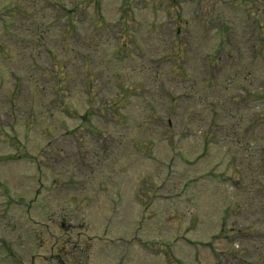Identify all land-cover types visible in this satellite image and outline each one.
Listing matches in <instances>:
<instances>
[{"label":"rangeland","instance_id":"1","mask_svg":"<svg viewBox=\"0 0 264 264\" xmlns=\"http://www.w3.org/2000/svg\"><path fill=\"white\" fill-rule=\"evenodd\" d=\"M180 1L184 2V0ZM45 2L46 0L12 1V5L16 6L17 10L19 7L20 9L25 7L23 12H26L27 16L12 19L8 29H5L3 24L0 23V43L4 45L7 51V54H4L3 51L2 54L0 51V72L2 75L4 57L6 63L9 62L13 67H32L29 59L31 53L37 49L33 42L36 35L39 36L37 24L40 23L42 25L46 22L51 24L52 20L55 19L54 15L48 13ZM74 2L75 0H64V3L69 7ZM168 2L169 0L165 1L164 5L167 6ZM198 2L201 3L198 5ZM3 3L7 4L8 2L0 0V6ZM190 3H181L180 9L173 8V16L175 18L181 13L189 21V26L185 28L182 34L183 38L179 42H191L194 47L201 46L197 50V56L195 52L186 51L184 53V57L187 56L189 61L184 66L185 74L188 77H194L193 69L197 66H205L206 60L200 57V50L204 49L208 53L216 51L219 48L220 40L223 38L220 33L223 31L219 29V26L221 24L225 27L230 25L234 29L230 38L235 45L225 48L222 53L225 56L224 62L240 58L239 74L244 75L250 72L255 79L250 89L254 87L255 91H258L263 74L251 66L250 63L258 57L254 65L256 67L260 65L261 59L264 57V45H257L256 48H252L250 45L245 46V40L251 41L253 39L252 33L254 29L249 28L247 39L244 38L243 33L244 31L246 32V29L244 30L245 26L254 24L255 20L260 21L264 25V0H261L259 5H254V8H258L256 14L249 12L253 8L244 4V0H192ZM121 4L122 0H102L97 8L91 9L88 16L85 15L82 24L78 23L81 26L79 29L76 28L78 35L74 34L71 27L67 29V26L62 21L51 26V29L40 32V34L48 37L47 40L54 43L65 44V54H57L60 59L67 60L68 56H77L78 60L73 59L72 64L70 62L67 63L71 68L69 74H72L75 81H80L81 83L80 91L87 90L86 86L89 85L83 64L85 59L91 55L89 49H93L96 54L94 55V63L90 71L92 72L91 80L95 84L91 85V88L98 86L101 78L100 73H102L103 78L100 81L99 89L105 92L104 94H109L117 80H121V78L116 77V69H120L125 71V74L128 73L127 76L132 77L130 83L134 82L140 85L138 89L142 90V93L146 95H144V98L131 99V101L125 102V107L121 109L122 115L127 117V123L124 126L114 123L111 125L109 119L104 120L97 117L92 118L91 122L87 123V121H82L78 118L76 120L67 119L64 115L59 119H52L48 114L44 119L41 131L50 130L54 133V139L50 142V146V139L37 133V130L28 136L27 150L30 153H38L39 164L46 170L51 166H55L58 171L62 172L66 170L69 163H75L78 166L76 169L77 175L73 178L76 184L71 190L69 188H55L56 190H52L54 186L52 185V187L50 180H48V177L51 179L50 175L52 173L47 171L44 173L45 177L42 180L44 188L33 199L34 194H32V191L36 183L27 184L26 177L24 178L26 183H23V180H18L23 173L31 174L27 177L37 176V173L33 171L27 162L25 164L30 167L28 171H26L27 167L21 162L3 163L0 165L1 182L7 183L9 180V185H15L13 187L26 197L24 202L26 205L30 206L37 199L33 203L35 210L33 220L37 221L39 227L37 241L32 240L35 234L33 223L31 221L21 222L26 206L15 202L9 203L0 194V202L2 201L4 204L3 208L8 212H13L16 207L22 210L15 217L20 222L21 231L25 238L31 240L30 249H37V254L38 249H40L42 256L47 255L48 257L52 255V249H66L65 253H61L59 257V259L64 260L65 264H169L170 258L166 255L168 251H171L172 255L176 256L184 264H214L218 260L215 249L218 252L233 251L235 244L237 249H246L244 250L246 252L242 253V262H232V264H264V211H262L263 208L255 201L253 194L248 189L251 187L252 182L255 183L262 180V183H264V179L259 178V175H264V170L257 171L254 166L253 170H247L245 175L251 171L249 173L251 177L256 172L257 176L253 181L250 180L245 183L247 188L241 192L229 184L218 182L209 177L203 178L199 184L195 178L204 175L205 172L201 175L196 174V171H200L197 170V167L202 164L208 167L205 171L223 173L224 176L230 175V172H227L225 168L229 163L236 164L235 159H233L234 155L231 154L226 157L220 153L222 152V147L234 151V146L225 139L226 133L233 134L241 131L243 143H249L251 147H255V154L256 157L260 158L259 161L264 159V100L253 98L250 101H246L236 113H231V118L229 117L231 111L228 110L231 108L230 106L219 107L217 114H214L211 112L208 103L199 105V108H197V105L194 104L196 102L185 97L178 99V102L179 104L182 103V105L186 103L187 105L185 106L187 107H180L178 103L174 108L172 105L169 107L166 98L163 97H167V92L164 89L172 88L174 98L180 95L177 92L183 93L186 90V86L181 85V82L185 81L186 75L183 76L181 72L173 70V65L171 66L173 61L170 60L173 59L170 46H172L177 36L176 30L172 28V25L168 24L169 16H165V12L156 14L152 11L137 9L134 14L140 26L136 28V25H132L131 34L133 33L135 40H138V47L143 53L142 57H149L152 60L159 59L153 65L162 67V70L157 72L155 76H152L151 72L153 70L149 72L145 69L143 62H140L139 59L132 58L127 62L120 63L116 61V58H108V56H111L110 50H115L117 47L109 42L108 39L97 41L101 36L106 38L109 32L96 31L94 22L101 16L105 17L108 22L115 24V30L119 32L120 37H123V31L119 29L120 26L118 24L122 15L119 9ZM58 11L63 13L59 8ZM194 12L196 15H192ZM157 17L158 19H156ZM32 18L35 19L36 23L29 26L32 28V34L27 36L23 27ZM85 18L87 19L85 20ZM155 20L157 21L156 24H154ZM95 32L100 34L95 36ZM61 34L65 35V38L63 41H58L56 36ZM250 52L255 55L252 56ZM179 55H182L180 50ZM162 72L164 73L158 78L156 85L155 79L159 75L158 73ZM6 77L7 72L3 78L2 87L3 84L4 87L8 84ZM250 81L253 82L252 77ZM245 87L234 88L242 92ZM116 93L113 89L109 96H115ZM227 93L232 95L239 94L231 90L230 87L226 92H212L213 96L216 97H223ZM9 97L10 92L7 90L0 93V125H2L0 127V153L9 150L8 144L10 141L14 143L17 139L25 140L24 136L26 135L23 129V121L28 117L25 112L19 113L18 111L20 120L19 124L15 126L18 129V133L6 134L10 132V129L5 127L6 121L10 120V112H6L5 109L12 110L11 108L27 107L22 97H17L15 94L12 95L11 97L15 98L14 102H10ZM35 98L34 94L32 99ZM43 101L44 98L41 99V97L38 98V104L34 100L31 101V104H37L32 115L41 112L38 111V108L44 106L42 104ZM87 101V97L82 95L71 99L73 105L80 106L79 112L86 111L85 106L87 103L84 102ZM15 102L17 103L16 106L14 105ZM3 106H5V109L2 108ZM154 109L159 117L166 121L173 117L169 116L168 110L172 111L175 109L179 115L180 111H182L180 117L174 115V130L179 136L185 135L186 137L175 145L176 153H181L179 156L180 162L185 157L183 148H186L187 152L196 159L203 155L204 159L200 163L192 167L186 166L182 168L175 159L176 154L174 153L175 155L172 156L174 160L164 158V165L165 167H173L172 163L175 162L180 169L173 167V175H164L165 173L158 171L159 169L157 168L160 167L153 163L157 162L158 165H161V162L144 161L142 154L135 152L133 149L134 141L141 143L152 141L154 146L157 147V149L154 148V152L163 156L166 155L167 144L153 137V134L159 131L158 125L150 122ZM202 118L206 119L205 123ZM95 126L99 127L100 131H107L109 133L108 137H113L114 145L118 144L121 146L122 151L120 152L119 148H116L111 156L102 155V139H97L92 134H88V127L94 129ZM65 127L66 129L70 127L73 129L76 127L80 128L82 135L78 144L71 135L66 134V131L63 130ZM115 130H127V134L119 136L115 133ZM14 135L17 137H14ZM213 137L215 138L214 140L212 139ZM120 138L122 139L120 140ZM216 138L219 143L216 142ZM178 139L176 138L177 141H179ZM230 139L234 140L233 137H230ZM61 147L72 149L71 153H68L69 155H60V149L58 148ZM98 148H101L99 152ZM111 151L113 152V149ZM77 152L79 153L78 156H76ZM80 157L82 161L78 162ZM221 157L224 159L223 162L220 160ZM217 161L221 163V166L217 165ZM262 167L263 164H260L259 168ZM192 168L195 173L190 172ZM68 169L72 171L69 166ZM12 179H15L14 184ZM63 179L66 180L67 177L64 176ZM62 182L63 180L56 182V185L59 186ZM144 182L148 187L147 189L151 191L152 196L142 199L138 196V189ZM47 187L51 188V193H49L50 190H46L48 189ZM253 190L254 193H257L256 189ZM257 195L261 196L258 193ZM72 197L77 198V203H69ZM114 197L116 200L119 197L121 198L122 201H120L119 205L113 202ZM164 198L169 200L174 198L173 203L176 206L173 207L171 212H177L176 207H179L180 210L178 214L169 215V218H174L176 223L181 225L182 228H186L190 226V223L193 225L196 222V227L188 234L193 239H205V241H208L217 230L218 225H222L223 214L225 209H227L228 224L231 231L229 234L235 233L234 230L239 231L237 232L238 234H233L231 237L234 242L231 243L228 239H223L219 243L217 241L215 249L203 248L204 246L202 249H198L200 244H188L185 241H180L179 248L175 249V251L173 249V252L172 249H142L140 245L143 244L141 241V244H138V237L143 238V241L145 239H154L155 241L160 240L162 243H166L169 236H165V233L172 232L174 230L172 228L176 227L171 224L172 222L167 221V218L162 221L165 217L162 212L167 210L169 206V203L164 204L162 202ZM183 201H187L186 205L185 203L183 204ZM188 205L189 209L197 214V220L193 218L195 214H192L190 220L194 222L187 221L185 223L189 218L184 222L182 219L183 213L188 210V207H186ZM146 208L149 209L148 212L151 216H145ZM65 216L69 224L76 226L73 235L69 234V232H63L68 230V224L65 221L61 222ZM6 219L0 212V225L6 227L7 239L15 240L20 233L16 230H11L8 225L12 224V222L8 224L5 221ZM103 221L106 223L111 222L112 225L109 230H106L105 227H100ZM122 224H124V228H120ZM146 225L148 227H144ZM251 226L252 229L259 233V236L246 240L245 236L248 235L247 231L251 230ZM64 234L71 237L68 243L62 240ZM146 236L148 237L146 238ZM82 240L88 241L83 248H89L87 249V257L72 252V242ZM24 249H28V247ZM41 260H38V264L43 263ZM227 260L226 263L231 264L229 261L233 259L230 257ZM51 264H59V261L53 259Z\"/></svg>","mask_w":264,"mask_h":264}]
</instances>
